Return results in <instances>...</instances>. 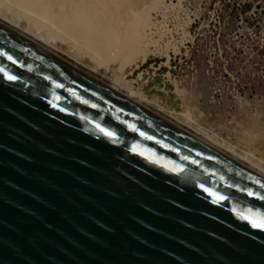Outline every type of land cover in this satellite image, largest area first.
Instances as JSON below:
<instances>
[{"label": "water", "instance_id": "95a60500", "mask_svg": "<svg viewBox=\"0 0 264 264\" xmlns=\"http://www.w3.org/2000/svg\"><path fill=\"white\" fill-rule=\"evenodd\" d=\"M264 180L0 22V264H264Z\"/></svg>", "mask_w": 264, "mask_h": 264}, {"label": "rangeland", "instance_id": "374dc122", "mask_svg": "<svg viewBox=\"0 0 264 264\" xmlns=\"http://www.w3.org/2000/svg\"><path fill=\"white\" fill-rule=\"evenodd\" d=\"M152 2L127 0L126 17ZM158 6L149 17L162 29L149 39L146 60L123 66L117 56L119 63L117 57L100 63L93 75L109 85L118 78L121 93L143 94L149 112L181 124L190 136L200 129L264 164V0H164ZM152 42L159 48L154 52Z\"/></svg>", "mask_w": 264, "mask_h": 264}, {"label": "bare ground", "instance_id": "6f19581e", "mask_svg": "<svg viewBox=\"0 0 264 264\" xmlns=\"http://www.w3.org/2000/svg\"><path fill=\"white\" fill-rule=\"evenodd\" d=\"M163 1L153 0L151 4L141 8L136 15L129 18L126 15L130 13L131 7L127 0H0V19L14 29L30 32L29 34L35 36L43 46L52 48L93 74L100 69V63L107 64L110 59L113 60L117 56L121 57L123 66L134 65L136 62L143 63L146 60L145 49L150 43L149 39H153L155 34L159 35L156 31L161 28L157 29L158 23H152L149 13ZM157 10L160 11L159 6ZM163 11L165 13L166 10ZM157 38L159 39V36ZM152 45L153 50L156 44L152 42ZM119 57H117L118 62L115 60V63H119ZM101 76L103 77L104 74ZM119 85L120 80L115 77L110 86L119 91ZM125 88L122 87L121 90ZM122 94L144 111L190 136L182 130L183 127L180 129L181 124L179 128L172 124L174 121L168 122L161 118L162 116L156 115V112H149L142 104L145 102L143 94L130 90ZM160 112L164 111L160 110ZM188 123L187 120L184 122L190 127ZM192 135L194 137H190L193 139L264 180V164L254 157L242 152L237 153L233 146L224 144L217 137L208 135L200 129L198 133Z\"/></svg>", "mask_w": 264, "mask_h": 264}, {"label": "snow or ice", "instance_id": "6c2138e0", "mask_svg": "<svg viewBox=\"0 0 264 264\" xmlns=\"http://www.w3.org/2000/svg\"><path fill=\"white\" fill-rule=\"evenodd\" d=\"M254 226H258V227L264 228V223H261L259 225H254Z\"/></svg>", "mask_w": 264, "mask_h": 264}]
</instances>
